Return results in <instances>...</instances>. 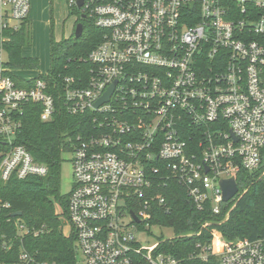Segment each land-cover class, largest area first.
<instances>
[{
    "label": "built area",
    "instance_id": "obj_1",
    "mask_svg": "<svg viewBox=\"0 0 264 264\" xmlns=\"http://www.w3.org/2000/svg\"><path fill=\"white\" fill-rule=\"evenodd\" d=\"M78 1L69 6L102 32L87 70L27 86L0 76V181L49 173L16 143L29 104L39 106L44 122L62 111L90 113L96 129L80 135L71 152L68 203L85 264H264V236L226 241L210 230L212 243H198L186 259L159 250L174 236L149 245L137 238L156 226V207L170 211L162 194L170 182L184 187L197 209L210 206L219 216L228 203L220 181L260 165L264 0H84L80 8ZM31 4L0 0L1 41L4 30L29 19ZM12 264L36 262L21 251Z\"/></svg>",
    "mask_w": 264,
    "mask_h": 264
},
{
    "label": "trees",
    "instance_id": "obj_2",
    "mask_svg": "<svg viewBox=\"0 0 264 264\" xmlns=\"http://www.w3.org/2000/svg\"><path fill=\"white\" fill-rule=\"evenodd\" d=\"M77 12V23L83 24V33H75L60 42H51V65L46 75L51 80H61L72 73H83L90 64L86 61L89 53L101 41L102 32L87 17ZM262 10H260V14ZM0 49L6 51L8 59L2 62L1 75L12 76L19 85L27 86L31 80L19 78L15 71L35 70L40 67L38 57L26 56L25 46L30 45L29 21L18 29H6L1 34ZM77 69V70H76ZM41 109L31 103L21 115L22 126L16 143L23 145L34 158L49 168L45 177L31 176L26 179L12 177L0 181V263L12 264L19 260L20 252L27 251L36 264H78L76 238L67 236L64 226L69 219L68 203L70 193L60 192V167L64 154L72 152L78 144V137L93 132V114H70L67 111L55 114L51 121L40 119ZM189 137H187L188 139ZM239 194L226 204L227 209L214 216L211 207L199 210L189 199L184 187L172 181L162 194L167 199L170 211L156 207L151 225L173 229L174 239L160 244L159 250L186 259L196 251V245L211 244L215 231L222 239H255L264 236V148L262 161L254 170L242 169L237 177ZM63 206V213H56L55 201ZM21 212V216H14ZM205 222H211L208 230ZM19 224H24L22 230ZM192 236L185 237L186 234ZM163 239V238H162ZM208 264V263H191Z\"/></svg>",
    "mask_w": 264,
    "mask_h": 264
},
{
    "label": "rangeland",
    "instance_id": "obj_3",
    "mask_svg": "<svg viewBox=\"0 0 264 264\" xmlns=\"http://www.w3.org/2000/svg\"><path fill=\"white\" fill-rule=\"evenodd\" d=\"M78 19L77 12L69 6L68 0H32L31 12L29 15V24L31 30L30 45L23 49L26 56L38 57L40 67L35 70L15 71L16 76L26 80L37 79L41 75L48 73L51 65V42L54 40L60 42L63 39L70 38L76 30ZM8 55L5 50L0 49V69L2 62H6ZM75 184L73 173L72 153L64 154V160L60 167V192L69 194ZM56 213H63V206L55 201ZM137 232L138 241L141 244H156L160 239L174 236L173 229L159 225ZM64 232L67 236L71 235V226L67 220L64 226ZM79 264H85L81 253H77Z\"/></svg>",
    "mask_w": 264,
    "mask_h": 264
},
{
    "label": "water",
    "instance_id": "obj_4",
    "mask_svg": "<svg viewBox=\"0 0 264 264\" xmlns=\"http://www.w3.org/2000/svg\"><path fill=\"white\" fill-rule=\"evenodd\" d=\"M84 0L78 1V7L80 8L83 5ZM82 18H85V15H82ZM83 33V24L81 22L77 23L76 30H75V36L80 37ZM115 87V83L110 87V89L105 93V95L96 103V107H99L101 104L107 102L113 92V89ZM208 171V168H207ZM220 185L223 191V201L224 202H230L236 198V196L239 194V185L236 177L232 176L227 179H222L220 181ZM21 212H16L13 215L14 216H21ZM135 219L137 217L135 216Z\"/></svg>",
    "mask_w": 264,
    "mask_h": 264
}]
</instances>
